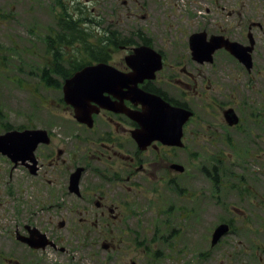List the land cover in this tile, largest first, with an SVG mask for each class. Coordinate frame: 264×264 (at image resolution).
Listing matches in <instances>:
<instances>
[{"label": "rangeland", "instance_id": "obj_1", "mask_svg": "<svg viewBox=\"0 0 264 264\" xmlns=\"http://www.w3.org/2000/svg\"><path fill=\"white\" fill-rule=\"evenodd\" d=\"M74 2L91 20L85 27L88 36L84 38L92 44H98L108 31L122 34L118 36L120 40L127 39L131 32L140 31L155 42L166 33L170 34L172 42H185L189 33L202 26L212 31L238 29L242 21L256 19L257 12L264 15V0ZM58 7L54 0H0V134L4 133L6 126L48 129L49 120L40 101L52 102L57 95L53 89L43 88L40 82L42 71L51 68L47 72L52 75L56 62H61V67L65 68L71 62L88 59L90 55L84 51V43L78 38L73 46L65 44L61 48V57L56 58V62L46 53L47 36L55 30L57 17L61 16ZM113 37L116 35L109 36L110 39ZM165 49L168 51L170 46ZM108 51L114 63L121 60L124 53L123 50L116 52V49ZM51 80L57 81L53 82L55 85L59 82L53 76ZM216 84L224 88L221 90L224 97L217 98L224 104L257 105L258 97L243 85L240 86L241 92L232 91L231 94L225 89L230 82ZM261 89L264 95V89ZM260 101L264 103V96ZM59 129L50 130L57 135L61 132ZM246 148L249 155L245 159L243 147L227 149L233 159L224 164L229 172L226 179L223 175L220 179L219 194H214L208 181L207 184L199 179L201 193L194 204L192 196L184 195L179 200L175 195L129 193L126 197L129 203L116 214L125 217L123 226L136 230L145 241H140L141 247H134L129 240L116 242L113 250L107 252L102 250L101 243L90 244L83 241L82 236L71 234L68 223L59 228L58 223L66 218L63 216L67 212L53 209L44 189L33 187L29 181L24 182L20 172H17L16 183L24 184L18 188L16 183L12 184L13 196L8 197L7 164L0 156V264L3 258L4 261L10 260V264H264V155L256 162L250 159L252 147ZM200 150L198 148L203 160L200 163L212 164L206 161L207 155ZM236 177L241 180L242 187L234 185ZM231 217L234 224L230 234L212 247V230L230 221ZM27 226L45 234L57 249L30 252L15 240V233L26 234ZM160 235L168 237L167 245L156 242ZM145 247L150 254L143 252Z\"/></svg>", "mask_w": 264, "mask_h": 264}, {"label": "flooded vegetation", "instance_id": "obj_2", "mask_svg": "<svg viewBox=\"0 0 264 264\" xmlns=\"http://www.w3.org/2000/svg\"><path fill=\"white\" fill-rule=\"evenodd\" d=\"M257 14L254 20L242 21L238 29L212 31L202 26L186 36V43L172 42L169 33L155 42L151 37H143L140 31L131 32L124 44H116V52H124L116 63L111 58L84 60L75 65V69L67 68V76L61 79L62 82L82 67L98 63L113 67L116 81L112 87L104 85L103 102L87 101L89 116L85 123L75 118V108L64 102L62 91H56L57 98L52 101V106L44 108L49 120L45 130L51 143L36 150L34 170L28 162L19 161L14 165L5 159L8 165L6 194L12 192L9 185L16 183L17 172H20L24 181L29 180L33 187L44 189L53 209L68 213L60 221H74V213L81 211L79 223L91 228L87 239L112 243L116 235L108 227L119 222L116 212L127 203L125 191L160 196L177 194L179 198L192 196L194 204L201 193L200 178L211 187L214 185L212 179L221 183L225 173L220 168L233 159L227 149L243 147L245 159L249 155L246 147L250 146V159L258 162L264 155V103L260 101L264 96L261 89H264V15ZM194 35H202L196 39L198 44ZM212 38L217 40L211 43ZM192 40V44L202 50L207 48L199 46L201 41L210 45L233 43L241 54L237 58L222 48L213 52L210 61L200 63L191 55ZM137 46L156 51L160 55V65L152 77H141L133 84L126 80V76L134 73L133 63H128L125 57ZM165 46L170 49L167 51ZM246 54L250 57L248 61L244 60ZM219 82H230L225 89L231 94L232 91L241 92L243 85L258 97L257 105L224 104L217 99L224 97L223 86L216 84ZM137 89L190 113L177 134L178 144L173 140L176 129L156 126L147 133V145H138L136 134L141 127L132 113H143L144 106L133 98ZM182 116L179 120H183ZM57 127L61 132L54 135L50 129ZM198 148L207 155L206 161L218 162L216 170H205ZM77 169H81V173L74 187L71 177ZM10 263L9 260L5 264Z\"/></svg>", "mask_w": 264, "mask_h": 264}, {"label": "water", "instance_id": "obj_3", "mask_svg": "<svg viewBox=\"0 0 264 264\" xmlns=\"http://www.w3.org/2000/svg\"><path fill=\"white\" fill-rule=\"evenodd\" d=\"M201 36L202 35H196L194 37V40ZM211 42H214V40H211ZM192 43L193 40L191 41V48L193 50V53L195 55L199 54L202 50ZM200 46L207 48L206 50H203V58L209 56L211 52L220 47L219 44L210 45L204 43V41L200 42ZM227 49H229L232 53H237V48L235 47V45H229ZM126 58L129 63L135 64L136 67V72L133 75L126 77L128 78V81L132 82L133 84H136L138 81H140V76L145 77L146 74L150 76L151 74L149 75V73H153V71L158 69L156 68L157 65L159 67V56L153 50L147 47H138L134 49V54ZM136 59L138 61V64L136 63ZM150 60H156L153 67H149ZM244 60L246 61L247 58L244 57ZM113 74L114 72L111 67H108L104 64H98L96 66L83 68L82 70L76 72L72 78L68 79L65 82L62 89L64 101L67 104L72 105L76 110L78 109L80 111H83V107L86 101L93 99L99 100V98L101 99L103 87L113 78ZM134 94L135 95L133 98H135L144 106L143 113H132V117L139 123L141 127V130L136 134L139 139L138 145L140 147L147 145V133L151 128H154L156 126H169L170 128L176 129V133L173 135V140L175 144H178L177 134L179 133V129L181 128V125L183 123V120H178L177 122L178 111H176L175 113V110L171 109V107H169V105L163 102L160 98L142 93L138 89ZM76 118L81 122L86 121L84 115L81 116L77 114ZM47 142L48 138L46 132L43 130L10 131L3 135H0V154L9 157L15 163L19 160H29L34 164V150L39 143ZM78 175L79 172L72 176V180L75 183L77 181ZM227 232V225H219L212 234V245H215L219 241V239ZM21 240L28 243L33 248H40L46 245V241H44L43 236H41L38 240L23 238H21Z\"/></svg>", "mask_w": 264, "mask_h": 264}, {"label": "trees", "instance_id": "obj_4", "mask_svg": "<svg viewBox=\"0 0 264 264\" xmlns=\"http://www.w3.org/2000/svg\"><path fill=\"white\" fill-rule=\"evenodd\" d=\"M57 5L59 6L58 9L61 12V19L58 21L57 23V27L58 31H56V33L54 35H50L48 38V42H47V54L51 55L55 60V53H57V48L61 49L65 44H71L74 40L75 37L77 38H81V35L83 34H78L79 30L78 27L80 25H76L75 18L72 16L73 13H69L67 11V7L65 5V3L60 2L59 0L57 1ZM83 20L78 21V23H81V21H87L86 18H82ZM64 43V44H63ZM109 43L111 45H113L116 48V40L115 39H109ZM85 51L91 53V57L92 58H97L99 57L101 54H103V50L99 51L97 50H93V49H87L85 47ZM57 74H60L59 72H56ZM48 74V72H42L43 76H46ZM46 79L43 78V81H45ZM47 86H51L52 84L50 82H46ZM216 170V169H215ZM233 175V174H232ZM213 181H216L215 179H213ZM218 183H215V185H217ZM235 186H237V184H234Z\"/></svg>", "mask_w": 264, "mask_h": 264}]
</instances>
